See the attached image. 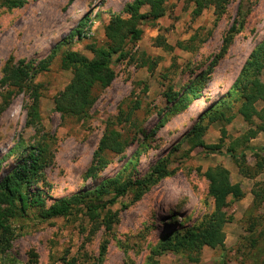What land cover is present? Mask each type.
<instances>
[{"label": "rangeland", "instance_id": "374dc122", "mask_svg": "<svg viewBox=\"0 0 264 264\" xmlns=\"http://www.w3.org/2000/svg\"><path fill=\"white\" fill-rule=\"evenodd\" d=\"M1 1L0 81L7 61L13 65L19 60L36 64L54 47L57 53L48 70L34 76V82L42 85L41 126L38 128L26 123L31 103L29 93L0 82V181L17 163L15 155L4 157L10 148L18 141L35 143L41 139L47 142L49 162L42 169L41 180L30 189L32 193L42 194L46 206L60 198L91 191L100 181L118 174L122 178H141L161 160L171 173L151 185L137 200L127 192L114 203L100 208L98 222L112 216L109 232L105 231L104 223L93 231L92 222L78 209L67 217L48 220L41 219L35 209H30L28 216L11 220L13 239L0 253V264H27L29 261L36 264H146L150 250L166 232L197 224L210 211L212 199L204 172L216 165L226 168L230 182L239 183L244 191L239 200L227 198L225 212L232 219L223 227L224 247L204 246L199 252H192L191 257L187 253L166 252L157 258L160 264H264V201L258 208L251 207V190L260 189L264 193V163L253 168L257 160L247 150L244 167L253 168L252 176L242 175L226 153V147L253 124H248L238 113L239 102L236 101L224 108L225 116H233L231 121L220 119L209 124L202 137L207 143L222 140L220 151L207 152L196 147L189 152L187 135L203 112L228 100L227 92L246 58L264 39V0H230L218 18L212 5L194 18L192 0H167L165 14L153 23H140L143 30L140 39L129 45L124 59L113 60L112 82L104 88H93L95 101L88 110L89 117L84 119L61 115L54 110V96L72 76L70 70L61 68V54L72 49L91 57L87 45L105 44L104 29L110 15L122 13L131 0H26L22 7L11 9L1 5ZM147 9L144 6L141 11ZM85 14L88 20L83 31L71 37ZM234 20L242 24L233 34L224 56L209 70ZM157 37L174 45V49H163ZM192 37V42L197 44L194 50L176 46L177 42L186 43ZM142 53L153 59L159 56L152 72L140 65ZM201 73H206V79L199 97L183 109L167 101L165 92L169 86L181 94ZM261 80L264 81V70ZM3 96H7L6 102L2 101ZM136 100L139 108L132 114V120L122 127V137L127 142L125 149L121 153L106 151V166L95 176L85 177L107 120L114 119L119 110L127 111ZM261 106L262 102H258L257 107ZM164 117L165 122L147 138L148 147L143 149L141 141ZM222 127L226 129L224 135ZM260 138L263 139L264 134ZM252 139L250 144L255 142ZM239 150L237 148V153ZM261 156L264 159V152ZM253 239L256 244L251 246ZM103 243L106 245L101 253Z\"/></svg>", "mask_w": 264, "mask_h": 264}, {"label": "trees", "instance_id": "16d2710c", "mask_svg": "<svg viewBox=\"0 0 264 264\" xmlns=\"http://www.w3.org/2000/svg\"><path fill=\"white\" fill-rule=\"evenodd\" d=\"M167 0H131L126 3L122 13H112L104 29L106 42L103 45L89 43L87 49L92 56L66 49L61 54L60 66L62 69L70 70L72 76L69 82L54 96V110L61 115H72L79 118L89 117L88 110L95 101L93 88L99 86L107 87L114 78L112 68L113 60H122L127 54V48L130 44L136 43L143 32L139 26L142 22H155L165 14V2ZM192 17L201 14L204 8L209 5L214 7V14L220 17L226 9L230 0H192ZM26 0H2L1 5L11 8L22 7ZM148 7L144 12L142 7ZM125 16H124V15ZM88 20V14H85L78 22L71 37L76 33L80 34ZM242 21L234 20L225 36L223 37L221 47L209 65V70L224 56L231 41L233 34L238 31ZM156 40L166 51L174 49V45L167 43L163 38L157 37ZM193 37L186 43L177 42L176 46L192 51L197 44L192 42ZM191 43V44H190ZM57 53V47L51 49L50 53L36 62L19 60L16 65L9 64L4 66V74L1 83H7L9 86L18 89H25L31 97V103L27 110V125L34 128L41 126V117L39 112V98L41 93V83L34 82V76L38 72L48 70L52 60ZM159 56L154 59L145 54H141L140 65L146 66L149 72H152L158 62ZM264 70V39L257 44L249 53L242 65L231 89L227 92L228 100H222L215 108H209L203 112L188 132V141L190 152L196 147H201L207 152L220 151L223 142L207 143L203 140L209 124L223 119L225 122L231 121L233 116H225L224 108H229L232 102H239L237 109L242 118L253 127H250L241 134L236 140L226 147V153L235 162L239 172L242 175H251L253 168L264 163L261 153L264 152V145H252L250 139L254 138L259 132L264 131V81L261 80V74ZM206 73H201L185 86L182 93L175 92L169 86L165 92L168 102H173L177 109L185 108L189 102L200 96V88L206 79ZM2 101H7V96L2 97ZM262 102L260 108L257 103ZM139 101L136 100L127 111L119 110L114 119H108L104 133L99 139L97 148L93 153L92 163L85 172V177L95 176L103 169L108 160L105 158V152L121 153L126 147V140L122 137V127L132 120V114L139 108ZM1 107V105H0ZM174 108V109H175ZM165 117L161 118L152 133L145 136L140 146L143 149L148 147L147 138L156 133L158 127L165 122ZM255 120H258L257 123ZM119 125V127L116 126ZM134 125V124H133ZM223 135L226 133L224 127L221 128ZM237 148L240 150L237 153ZM47 142L42 139L35 143L18 141L10 148L8 154L17 156V163L13 169L0 181V253H3L13 239V230L11 220L17 217H26L30 209H35L37 216L43 220L56 217H67L74 210H79L92 222V230L99 228L100 223L105 224V231L111 230L112 216L108 215L106 220L98 222L97 211L108 204L114 203L118 197L131 192L133 200L139 199L149 187L155 184L162 177L171 173L164 161L157 162L151 171L141 178H122L121 174L109 179H104L91 191L72 195L68 198H60L50 205L46 206L44 198L39 191L31 192V186L41 180L42 169L49 162L46 155ZM252 152L255 157L256 166L247 168L246 151ZM138 154V152H137ZM139 155V154H138ZM137 157H135V160ZM1 163V162H0ZM209 181L208 193L212 199V208L205 213L197 224L182 229H174L166 232L160 242L149 252L146 264H160L157 256L171 252L174 254L187 253L191 257L192 252H199L202 247L209 248L224 247L225 232L223 227L225 223L231 221V216H227L225 210L228 206V197L239 200L244 196L239 183H231L229 172L222 165L208 167L204 172ZM253 201L251 207L258 208L264 201L262 190L252 189ZM109 196L108 199H105ZM250 230V229H249ZM262 234L260 233V237ZM251 246L256 244V239L251 241ZM106 244L101 245V253ZM198 261L197 258H190ZM27 264H36L35 261H29Z\"/></svg>", "mask_w": 264, "mask_h": 264}, {"label": "crops", "instance_id": "0c3cea01", "mask_svg": "<svg viewBox=\"0 0 264 264\" xmlns=\"http://www.w3.org/2000/svg\"><path fill=\"white\" fill-rule=\"evenodd\" d=\"M262 134H264V133H260V134H258L259 136L257 135L256 138H253L252 140L255 142L253 143L251 141V144H253V145H264V138L263 139L260 138V135H262ZM256 141H258V142H256ZM224 242H226V239L224 240Z\"/></svg>", "mask_w": 264, "mask_h": 264}]
</instances>
